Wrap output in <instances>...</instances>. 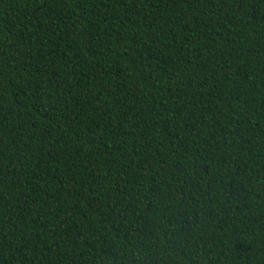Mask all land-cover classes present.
I'll return each instance as SVG.
<instances>
[{
	"label": "trees",
	"instance_id": "obj_1",
	"mask_svg": "<svg viewBox=\"0 0 264 264\" xmlns=\"http://www.w3.org/2000/svg\"><path fill=\"white\" fill-rule=\"evenodd\" d=\"M0 264H264V0H0Z\"/></svg>",
	"mask_w": 264,
	"mask_h": 264
}]
</instances>
